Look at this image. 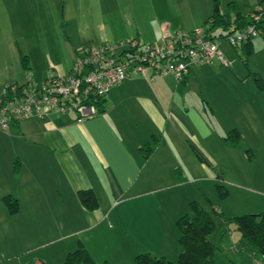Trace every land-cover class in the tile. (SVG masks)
<instances>
[{"label":"crops","instance_id":"1","mask_svg":"<svg viewBox=\"0 0 264 264\" xmlns=\"http://www.w3.org/2000/svg\"><path fill=\"white\" fill-rule=\"evenodd\" d=\"M7 1L0 0V12ZM169 28L177 32L182 26ZM161 34L148 44L158 42ZM204 71L191 67L180 82L149 69L129 72L105 94L100 115L75 122L72 113H47L9 124L7 134L0 135L10 141L0 144V199L12 195L19 207L8 217L0 201L6 225L0 226V261L5 263L2 254L12 247L35 250L29 261L61 264L78 244L95 264H131L138 253L174 261L179 253L175 220L189 213L190 202L201 201L219 174L227 197L211 202L217 214V207L227 218L248 213H235L226 205L232 197L229 187L234 199L237 194L254 203L257 211L250 213L264 211V160L250 172L236 150L227 148L235 157L227 164L228 150L221 149L219 136L229 127L240 128L226 125L214 113L221 97L208 92L189 105L194 103L189 99L190 75ZM213 124L221 135L213 137ZM151 137L158 143L143 160L138 150ZM261 153L264 157V142ZM14 161L18 171L13 174ZM175 169L181 175L174 176ZM224 170L233 172L232 179L225 178ZM238 170L252 187L236 181ZM79 190L93 192L96 210L81 207Z\"/></svg>","mask_w":264,"mask_h":264},{"label":"rangeland","instance_id":"2","mask_svg":"<svg viewBox=\"0 0 264 264\" xmlns=\"http://www.w3.org/2000/svg\"><path fill=\"white\" fill-rule=\"evenodd\" d=\"M11 1H7L8 4H4L0 12V91L10 82L23 84L28 78L40 81L49 76L67 74L72 64L71 55L81 49L96 47L103 43L122 44L121 48L125 49L127 43L133 39H137L141 44H148L155 39L158 32L174 33V29L171 30L169 24L182 26L179 28L181 31L201 27L215 6L220 14H225L229 12L230 4L244 12L251 10L257 4L256 2L250 6L249 0H217L216 4H213L212 0ZM252 42L253 50L247 59V66L243 65L232 47L220 43L218 50L226 66L223 67L213 59L210 64L199 67L205 70V74L194 77L189 74L188 83L191 96L189 99L190 102H194L190 103V106L195 104L199 95L205 97L209 95L208 92L211 96L221 97L222 104L219 108H213L214 113H218L217 117L226 125L239 126L240 130L235 129L234 126L227 130L234 128L241 137L238 147L221 143L223 146L221 149L228 150L226 162L229 164L235 159L231 156V149H227L232 148L240 156L242 155L241 160L248 166L250 172L264 160L261 153L264 142L262 129L264 97L263 93L256 90L253 81V74H256L264 82V39L254 38ZM66 44L74 50L71 54L70 51L68 53ZM19 57H26L28 60L29 73L22 70ZM7 131L0 130V135L7 134ZM213 132V137L214 134L221 135L214 124ZM225 134L223 133L222 136ZM5 143L9 144L10 141L0 137V144ZM245 150L250 151L252 155L250 159L246 158ZM212 151L214 152V149ZM215 171L217 172V169ZM238 171L239 176L236 181L242 179L240 182L242 185L252 187L250 178L246 181L242 172ZM224 173L226 179H232L229 177L233 176V172L230 175L224 170ZM221 175L219 174L218 178H221ZM218 182L225 186L221 180ZM215 183H211L209 191L205 188L206 192L201 196V201H197L205 207L215 224L214 231L208 236V240L215 247L213 261L215 264H264L263 258L258 253L249 254L240 247L241 235L235 223L230 220L232 217L221 215L218 207L216 208L218 215L211 213L210 204L213 199L219 203L224 201L217 198ZM229 191L232 197L226 201V205H231L235 213L256 214L250 213L257 211V208L253 207L254 203L241 200L237 194L234 199L235 195L231 187ZM7 216L9 217L8 214ZM0 226L2 228L6 226L2 215H0ZM22 249L15 250L11 247L2 254L6 255L4 257L7 259H2L6 264L30 262L35 250L29 248L23 252Z\"/></svg>","mask_w":264,"mask_h":264},{"label":"built area","instance_id":"3","mask_svg":"<svg viewBox=\"0 0 264 264\" xmlns=\"http://www.w3.org/2000/svg\"><path fill=\"white\" fill-rule=\"evenodd\" d=\"M249 24L229 26L223 37L208 39L209 23L192 31L164 32L158 42L141 44L130 40L123 45L101 44L84 48L74 60L69 73L49 76L42 81L27 79L19 90L12 84L0 91V130L5 132L18 120L42 118L47 113L75 115V122L96 116L91 100L101 98L119 85L129 72L143 74L146 69L154 75L171 76L180 82L191 67L208 65L213 59L223 67L226 63L218 44L239 47L247 39L264 35V0L248 13ZM117 52V50H119ZM124 52V55H121ZM10 92L9 96L6 93Z\"/></svg>","mask_w":264,"mask_h":264},{"label":"trees","instance_id":"4","mask_svg":"<svg viewBox=\"0 0 264 264\" xmlns=\"http://www.w3.org/2000/svg\"><path fill=\"white\" fill-rule=\"evenodd\" d=\"M262 1L263 0H259L257 4H260ZM212 2L213 4H216L217 0H212ZM250 11L251 10L245 12L240 11L233 4H230L229 12L220 14L218 9L217 11L213 10L201 26L209 23V30L211 33L208 35V39L213 41L214 39L223 37V32L226 31L229 26L236 25L235 28H239L249 24L248 13H250ZM261 39H264V35ZM252 44V39H247L245 42H242L239 47H233L235 54L243 62L244 66H247V59L252 54ZM79 52L80 51L74 53L72 64L79 56ZM121 55H124V52H121ZM19 61L22 70L25 73H29L30 68L28 67V60L26 57H19ZM70 70L71 68L67 73H69ZM152 75L154 74L152 73ZM185 77L183 79H185ZM253 79L256 90L263 93L264 97L263 80L256 74H253ZM8 84H12L15 87V92L16 90H19L22 85L15 82H10ZM9 95L10 92L8 91L6 96ZM89 103L95 106L97 112L96 116L103 113L104 96L101 98L97 97L94 101L91 100ZM240 139L241 137L237 130L232 129L224 136L220 137L219 141L224 145L226 144L238 147ZM157 143L158 140L151 137L150 141L138 150V153L141 155L143 160H146L151 155ZM245 155L247 159H250L252 156L249 150H245ZM17 171L18 162L14 161L12 173L14 174ZM173 175H181V170H173ZM216 179L219 180L220 178L217 176ZM218 180H216L214 190L217 198L219 200H224L227 197V189L224 185L220 184ZM76 198L81 207H83L86 211L92 212L98 207L95 195L91 190L77 191ZM0 201L9 216H13L17 213L19 206L15 197L12 195H4L1 197ZM188 210L189 213L180 216L174 222L175 229L178 233L177 245L179 248V253L174 261H168L163 257H155L150 253H138L132 258L131 264H215L213 261L215 247L208 240V236L212 234L215 229L213 219L206 211L205 207L195 201L188 204ZM211 213L218 215L212 208ZM230 220L235 223L236 228L241 235L240 247L249 254L258 253L264 261V211L256 214L233 216ZM0 264L5 263L0 261ZM26 264L44 263L30 261ZM61 264H95V262L91 259L87 251L80 244H78L76 249L68 252L64 256Z\"/></svg>","mask_w":264,"mask_h":264},{"label":"water","instance_id":"5","mask_svg":"<svg viewBox=\"0 0 264 264\" xmlns=\"http://www.w3.org/2000/svg\"><path fill=\"white\" fill-rule=\"evenodd\" d=\"M214 11H217V6H215Z\"/></svg>","mask_w":264,"mask_h":264}]
</instances>
